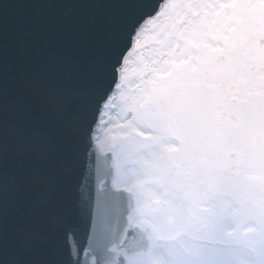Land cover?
Returning a JSON list of instances; mask_svg holds the SVG:
<instances>
[{
	"label": "water",
	"instance_id": "water-1",
	"mask_svg": "<svg viewBox=\"0 0 264 264\" xmlns=\"http://www.w3.org/2000/svg\"><path fill=\"white\" fill-rule=\"evenodd\" d=\"M112 11L0 0V264H119L132 199L91 137L118 77Z\"/></svg>",
	"mask_w": 264,
	"mask_h": 264
},
{
	"label": "flooded vegetation",
	"instance_id": "flooded-vegetation-1",
	"mask_svg": "<svg viewBox=\"0 0 264 264\" xmlns=\"http://www.w3.org/2000/svg\"><path fill=\"white\" fill-rule=\"evenodd\" d=\"M140 106L162 132L147 173L170 235L187 224L225 246L226 264H264V91H161Z\"/></svg>",
	"mask_w": 264,
	"mask_h": 264
},
{
	"label": "snow or ice",
	"instance_id": "snow-or-ice-1",
	"mask_svg": "<svg viewBox=\"0 0 264 264\" xmlns=\"http://www.w3.org/2000/svg\"><path fill=\"white\" fill-rule=\"evenodd\" d=\"M113 9L106 53L146 97L264 91V0H89ZM135 81L133 84L132 82Z\"/></svg>",
	"mask_w": 264,
	"mask_h": 264
},
{
	"label": "rangeland",
	"instance_id": "rangeland-1",
	"mask_svg": "<svg viewBox=\"0 0 264 264\" xmlns=\"http://www.w3.org/2000/svg\"><path fill=\"white\" fill-rule=\"evenodd\" d=\"M125 98L128 99L127 102L123 101ZM146 99L147 97L144 94L143 88L133 90L129 87V83L127 82H124L120 86V90L109 105V111H106L107 114L104 116L101 128L99 127L98 129L97 138L102 146H111L114 148L117 143H120L124 147V145L127 146L124 140L130 137L129 134L135 132L134 130L140 133H145V131H147L148 127L145 121L138 123L135 121L141 117L138 105ZM142 118L143 117H141V119ZM125 120L129 121L132 128L129 126H119L115 128L118 123L124 122L126 124ZM131 176L132 175H129L130 178ZM143 257L144 255L137 256V264H151L149 259L145 258L147 260L145 262Z\"/></svg>",
	"mask_w": 264,
	"mask_h": 264
},
{
	"label": "bare ground",
	"instance_id": "bare-ground-1",
	"mask_svg": "<svg viewBox=\"0 0 264 264\" xmlns=\"http://www.w3.org/2000/svg\"><path fill=\"white\" fill-rule=\"evenodd\" d=\"M123 79V77H122ZM121 84V82H120ZM120 86V85H119ZM118 86V88H119ZM104 116V114H103ZM103 150L106 151L107 148L103 147ZM116 178H115V186L117 187H123L125 189H129L132 190V182L129 181V179L127 178V176L125 175V173L123 172V170L118 166V161L116 162ZM135 201H136V209H140L141 207V203H142V198L140 197L139 194H136L135 196ZM141 232V231H140ZM145 231L141 232L144 233ZM136 249V248H135ZM123 252L130 260L131 258L129 257L130 255H135V250L129 249L127 247L121 249ZM195 251V249L192 251V253ZM182 254L185 256L184 259L187 260L186 262L189 263L188 261H191V264L194 263V260L197 264H200V262L202 261V259H204L202 254H198L197 252H195L196 254L191 255L190 253H184L183 251H181ZM129 255V256H128ZM131 262H133V260H131Z\"/></svg>",
	"mask_w": 264,
	"mask_h": 264
}]
</instances>
